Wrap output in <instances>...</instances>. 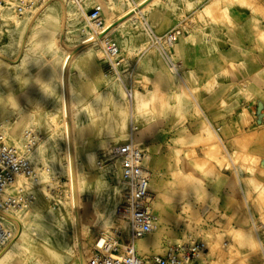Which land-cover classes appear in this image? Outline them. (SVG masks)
Listing matches in <instances>:
<instances>
[{
  "label": "rangeland",
  "instance_id": "rangeland-1",
  "mask_svg": "<svg viewBox=\"0 0 264 264\" xmlns=\"http://www.w3.org/2000/svg\"><path fill=\"white\" fill-rule=\"evenodd\" d=\"M96 1L106 26L115 17L119 0ZM205 12L208 27L216 19ZM222 15L229 22L225 9ZM138 19L130 31L120 34L126 62L121 86L112 73L98 66L94 47L80 42L84 23L72 3L51 0L31 16L13 18L10 11L0 15V127L16 141L31 131L30 156L49 170L41 180L48 175L60 179L53 196L44 187L34 190L33 204L21 215L10 210L0 213L13 231V238L0 248V264H85L96 233L107 231L114 222L122 190L112 166L110 176L97 167L98 150L129 135L144 146L155 145L151 178L156 181L149 183L160 228L155 243L164 231L176 240L195 236L208 241L212 264H264L240 188L253 212L264 218V66L245 78L251 82L245 88L215 86V71L210 68L203 75L204 83L198 79L192 85L183 71L178 74L160 55L147 23ZM113 27L112 23L108 33ZM135 45L145 47V60L135 52ZM68 53L65 114L60 66ZM123 88L133 92L132 98ZM228 92L240 99L230 112L235 115L231 122L207 117L201 107L217 103L231 107L222 100ZM242 97L250 100V108L242 107ZM211 123L221 126L227 151ZM65 125L70 129L67 134ZM146 137L152 140L147 142ZM68 143L72 157L66 152ZM69 161H73L74 184ZM207 207L211 210L204 215ZM3 208L1 204L0 212ZM219 209L222 214L216 213ZM205 219L211 222L200 227ZM237 230L252 234L253 248L235 239Z\"/></svg>",
  "mask_w": 264,
  "mask_h": 264
},
{
  "label": "built area",
  "instance_id": "built-area-1",
  "mask_svg": "<svg viewBox=\"0 0 264 264\" xmlns=\"http://www.w3.org/2000/svg\"><path fill=\"white\" fill-rule=\"evenodd\" d=\"M51 0H0V13L9 8L13 18L31 16L41 10ZM72 3L84 23L80 29V42L99 38L94 44L96 57L105 63L110 71L119 76L118 67L122 63L120 48L110 33H103L105 20L99 4L85 8L87 0H61ZM181 35L179 27H173L162 35L150 32L152 45L169 59V50ZM34 136L27 131L22 140L11 138L0 127V203L5 209L21 215L33 204L32 192L44 187L51 196L57 193L58 181L48 175V167L35 163L30 156ZM148 152L140 143L128 140L102 149L96 165L109 176L110 167L119 173L122 183L121 198L115 208L114 222L105 232L96 233L90 245V255L86 264H212L209 243L195 236L185 240L165 239L159 250L146 255L136 251L138 240L149 235L155 228L156 214L152 207L153 195L149 191ZM211 210L207 207L203 214ZM219 213V210L216 211ZM218 216V215H217ZM211 222L205 219L200 227ZM215 224V222H213ZM250 224L255 232L258 245L264 246V218L252 216ZM218 226V225H216ZM13 238L12 229L0 217V248ZM221 245H226L222 240Z\"/></svg>",
  "mask_w": 264,
  "mask_h": 264
},
{
  "label": "crops",
  "instance_id": "crops-1",
  "mask_svg": "<svg viewBox=\"0 0 264 264\" xmlns=\"http://www.w3.org/2000/svg\"><path fill=\"white\" fill-rule=\"evenodd\" d=\"M129 3H131V7H129ZM94 4H98L96 0H87L85 2V8H90ZM117 4L118 7L113 11L115 17L111 23H118L114 25L110 34L116 40L118 46L120 34L124 33L125 35L126 32L130 31V25L137 24L139 17L147 23L149 33L153 32L157 35H162L173 27H179L181 29L182 36L178 37L177 41L174 43V47L169 50V59L164 57L163 54L155 46L154 47L165 61L171 64L173 69H177L178 74L179 71H183L190 79V84L192 85L197 84L198 79L204 83L207 77L203 75L206 69L210 68L215 71L213 78L215 86H219L220 88L234 86L235 88L239 85L245 88L251 83L245 78L253 75L259 67L264 66V0H249L247 3L228 0H119ZM133 7L138 9L135 13L131 11ZM223 9L227 12L229 22L225 21L223 18ZM206 10L211 13V16H215L216 19V21L211 23L208 27H205V24L209 23L210 20L205 12ZM102 15L105 20L103 12ZM184 26H187V29H184ZM117 35L119 37H117ZM89 46L94 47L92 50L98 66L102 67L105 72L109 74L112 73V77L118 82H123L126 62L122 56L121 50L120 56L122 57V63L118 67L119 76L117 77L108 69L105 63L96 57L97 47L95 45ZM135 52L140 53L142 55V60H145L147 51L144 46L137 45L135 47ZM70 58L71 55L69 54L63 71L65 113L66 109L68 110V105L65 94L64 75L66 65ZM229 96L230 92L225 95L223 94L222 100H225L228 106H231L230 108H222L218 106L217 103L215 106L209 105L201 107L202 111L206 113L207 117L215 116L220 123L224 121L223 119H225L226 123L231 122V118L235 117V115H231L230 112L232 110L234 111V109L239 106L240 99L236 100L234 96ZM242 107L250 108V100L244 97ZM211 129L222 147L227 151L226 144L221 137V126L211 123ZM129 138L137 142L132 135H129L128 139ZM149 140L152 139L150 137L145 138V141L148 142ZM138 143L145 147L149 155L147 161L149 172L148 188L153 195V201L154 192L149 186V183L152 181L154 184L156 181L155 178H151V176L155 175V170L153 168L155 167L154 158L156 157L155 154H153L156 152L155 145L148 144L144 146L141 142ZM87 148L88 146L84 149L88 151ZM102 149L98 150V155ZM240 188L245 202L248 224L251 227L250 219L257 214L253 212L241 185ZM153 210L157 216V210L154 207ZM219 213L222 214L223 210L219 209ZM218 229L221 230V228ZM253 233L257 241L255 232L253 231ZM156 237L157 235L149 234L138 240L136 243L137 253L146 255L153 251H157L160 249L165 239H173L170 238L169 233L166 231L162 233L157 243H155ZM258 251L264 259V248L262 250L258 245Z\"/></svg>",
  "mask_w": 264,
  "mask_h": 264
},
{
  "label": "bare ground",
  "instance_id": "bare-ground-1",
  "mask_svg": "<svg viewBox=\"0 0 264 264\" xmlns=\"http://www.w3.org/2000/svg\"><path fill=\"white\" fill-rule=\"evenodd\" d=\"M147 3V2H146ZM140 7V6H139ZM138 10V9H137ZM137 10H135V11H137ZM5 11H10L11 12V10L9 9V8H5V9H3L2 11H1V13H0V15L2 14V13H5ZM132 11V10H131ZM134 12V11H133ZM131 15V14H130ZM112 27V23L111 22H107V24H106V26H105V29L103 30L104 32L103 33H108V31H109V29ZM99 38H95L94 39V41H92V40H84L83 41V43H85V47H88L89 45H94L96 42H97V40H98ZM84 46V45H83ZM83 49V48H82ZM78 52H76L75 54H77ZM68 57H69V53L68 54H66L64 57H63V60H62V63H61V66H60V84H61V88H62V90H63V71H64V66H65V64H66V62H67V60H68ZM74 58V57H73ZM174 70H176L175 68H174ZM122 86H123V84L121 83V82H119ZM125 90V89H124ZM125 92H126V95H127V97L128 98H131V96H132V92H128V91H126L125 90ZM63 98V107H62V111L65 113V106H64V91H63V96H62ZM66 114V113H65ZM70 116V115H69ZM67 125H68V123H66ZM67 125H65L66 126V134H67V132H68V126ZM70 130V129H69ZM70 133V132H69ZM66 136V135H65ZM70 137V136H69ZM66 139L68 140V139H70V138H67V136H66ZM70 141V140H69ZM69 144V143H68ZM66 152H67V155L70 157L71 156V152H72V147H71V145L69 144V145H67V149H66ZM73 155V154H72ZM72 157V156H71ZM68 160H69V158H67ZM72 162L73 161H69L68 162V164H67V170H68V173H69V179H70V183L72 182H74V180H73V165H72ZM74 184V183H73ZM73 184H70L71 186L73 185ZM73 187V186H72ZM71 190H72V188H71ZM73 191V190H72ZM74 191H75V187H74ZM76 192V191H75ZM71 194H72V199H73V201H74V194L72 193V192H70ZM71 199V200H72ZM75 203V202H74ZM1 205V204H0ZM77 206V205H76ZM4 207V206H3ZM4 210H2L0 213H2L3 215H5L4 213L5 212H3V211H6L7 209H5V207L3 208ZM2 218H4L3 216H1ZM158 225H159V219H158V217L156 218V224H155V228H154V230L150 233V234H154L155 235V233L160 229V228H158ZM235 233V232H234ZM235 235V239L236 240H239L238 242H240L241 244H243V246L245 245V246H247V248H253L254 247V240H253V236H252V234L250 233V232H248V231H242V230H237L236 231V233L234 234ZM86 264V263H85Z\"/></svg>",
  "mask_w": 264,
  "mask_h": 264
},
{
  "label": "water",
  "instance_id": "water-1",
  "mask_svg": "<svg viewBox=\"0 0 264 264\" xmlns=\"http://www.w3.org/2000/svg\"><path fill=\"white\" fill-rule=\"evenodd\" d=\"M117 23H118V22H116V23H113V25H116ZM81 264H84V263H82V262H81Z\"/></svg>",
  "mask_w": 264,
  "mask_h": 264
}]
</instances>
